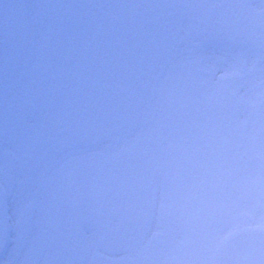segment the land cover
Instances as JSON below:
<instances>
[{
  "label": "rangeland",
  "instance_id": "obj_1",
  "mask_svg": "<svg viewBox=\"0 0 264 264\" xmlns=\"http://www.w3.org/2000/svg\"><path fill=\"white\" fill-rule=\"evenodd\" d=\"M5 3H7L5 0H0L2 6H5ZM105 8L109 10L107 13L105 12L107 16L118 17V24L111 23L109 18L107 23L101 21L102 10L105 11ZM67 9L69 28L77 31V28L82 26L83 38L79 41L70 38L65 41L52 40V47L63 45L68 50L71 44L72 58H77L78 51L90 47L84 51L87 56L84 60L85 68L90 72L98 67H103L104 62L108 59V55L105 53L112 54L113 48H117L118 57H122L126 51L124 48L128 47L118 42L120 36L125 39L122 31L125 34H140L142 38L140 41L143 43L148 40L149 44L162 39L167 41L166 29L167 31L181 30L184 42H181V51L184 54L190 53V55L180 59L181 63L173 66L172 70L168 68L164 72L163 80L167 83H176L183 90L182 80L191 79L188 85L190 91L187 93L179 91V96H186L187 100L191 98L194 102H205L208 105L215 104V102L224 103L225 107H231L236 114V127L251 142L256 141H252V137L258 133H263L264 136V0H163L157 7H150L149 10L145 8L139 12H131L132 6L122 2L111 7L105 4L103 6L85 4L81 13L71 6ZM169 15H172V18L177 16L175 23L169 18ZM237 15H240V19ZM242 15L247 17L243 23ZM72 16L76 19L80 18L81 23L77 24L75 19L71 23ZM144 16L146 17L144 18ZM127 17H136V23L125 25L119 22ZM54 18L52 16V19ZM158 21L162 24L157 23ZM258 25L263 33L254 27ZM140 41L137 42L138 45L140 44L139 51L144 49ZM37 42L44 43L45 40ZM81 43L83 48L80 46ZM169 52L171 54L172 50L169 49ZM59 54L61 55V52ZM179 68L182 69L181 72H177ZM17 83L18 86H23L22 82ZM179 86L163 87L158 91V95H151V89L148 88L146 99L140 100L138 96H132L130 103L126 101L128 99L126 92L120 91L119 97L117 94L112 96L107 109L100 108L102 113L98 114L100 118L97 119L91 115L92 109L97 106V101L92 100L94 107L88 108L89 111L86 115L91 119L87 120L82 116L83 127L78 135L70 126L73 117L72 113H69L70 141L62 153L50 149L51 152L48 154L43 135H40L36 142H30L25 138L26 144L22 143L18 147L20 158L28 160L29 157L22 155L23 151L28 150L32 152V157L39 164L34 167V171L31 173L29 167L33 164L28 162L26 166L22 163L8 162V159L5 158L4 176H8V178H3L4 184L13 183L18 186L19 182L26 179L24 177L31 175H33L32 177H45L52 167L50 165L52 163L47 164V162L52 159H56V163H59L62 159L73 154L95 149L112 154L130 148L142 137V143L151 146L157 158L151 170L148 189L144 194L135 198L138 202V206L135 208H142L145 219L147 216L150 218L148 223L151 227L152 222L156 219L154 216L155 205L162 197L168 196L166 177L177 174L179 166L184 160L182 159V149L188 145L189 134L192 132L196 135V130H188V128L192 127L191 123H194L193 127L205 132L204 125L207 127L211 123V120L204 116L193 122L190 115L182 113L179 114L180 118H177L181 122V131H178L177 125L168 126L162 120L157 132L151 128V122L156 123L157 117L161 115L162 106L168 108V113L175 110L177 104L175 90L178 91ZM23 88L27 89L28 86ZM16 91V87L10 85L4 95L8 96ZM95 91L93 94H96ZM188 94L191 95L188 96ZM65 100L67 112L77 114L81 111V109H74L76 105L70 107L67 99ZM68 101L70 102L71 99L69 98ZM77 104L79 108H85L83 101H79ZM180 105L187 111L191 110L188 103L180 101ZM53 107H55V102ZM21 112L27 113L28 111H23L22 108ZM42 112L53 111L49 106H45ZM144 118L149 119L147 127L144 124ZM41 121H38L40 125L48 123L44 120L41 124ZM42 128L43 126L40 129ZM147 128L149 134L146 132ZM82 132L84 135L81 134ZM142 132L145 134L141 135ZM41 133L43 134V131ZM213 135V138L225 140L220 134L214 133ZM94 139H97V145L92 143ZM258 142L250 148L251 154L258 152ZM261 142L264 144V140ZM16 192L15 188L11 194H16ZM125 199L126 196L118 194V207L123 206L124 208V204L130 205V201ZM143 222L144 219L120 221L123 226L130 228L132 236L136 235L139 225ZM121 234L123 235L124 232L122 231ZM11 256L10 248L8 257L11 258Z\"/></svg>",
  "mask_w": 264,
  "mask_h": 264
},
{
  "label": "flooded vegetation",
  "instance_id": "obj_2",
  "mask_svg": "<svg viewBox=\"0 0 264 264\" xmlns=\"http://www.w3.org/2000/svg\"><path fill=\"white\" fill-rule=\"evenodd\" d=\"M18 28L14 16H2L0 40L19 39ZM0 46V201L12 220L2 264H141L165 238L156 235L163 231L157 219L150 227V218L145 219L142 208H135L138 202L133 198L125 199L130 205L118 207V193L133 190L110 182L105 190L90 192L70 205L54 193L43 176L38 181L28 178L18 186L4 184L3 178H8L4 176L5 158L8 162H19L20 135L15 125L19 112L15 99L20 95L19 92L4 95L6 72L14 67L17 55L15 48L13 53L6 54L4 42ZM54 131L51 126L46 131L51 146ZM15 188L16 194H11ZM1 189H7V194ZM118 216L125 221L144 219V222L132 236L130 228L116 223ZM17 221L25 226L18 228ZM10 248L11 258L8 257Z\"/></svg>",
  "mask_w": 264,
  "mask_h": 264
},
{
  "label": "clouds",
  "instance_id": "obj_3",
  "mask_svg": "<svg viewBox=\"0 0 264 264\" xmlns=\"http://www.w3.org/2000/svg\"><path fill=\"white\" fill-rule=\"evenodd\" d=\"M155 205L165 239L141 264H264V148L166 177ZM253 246L240 248V237Z\"/></svg>",
  "mask_w": 264,
  "mask_h": 264
},
{
  "label": "water",
  "instance_id": "obj_4",
  "mask_svg": "<svg viewBox=\"0 0 264 264\" xmlns=\"http://www.w3.org/2000/svg\"><path fill=\"white\" fill-rule=\"evenodd\" d=\"M151 160L148 151H130L114 157H106L101 153L92 154L86 158H74L57 170L53 181L65 189V183L71 187L80 185L81 191L99 187L107 179L117 178L128 184H137L142 179L145 169ZM65 178L64 180H62ZM99 184V186H94ZM1 224V221H0ZM2 229L0 227V240ZM251 236L240 237L237 246L249 248L253 246Z\"/></svg>",
  "mask_w": 264,
  "mask_h": 264
}]
</instances>
